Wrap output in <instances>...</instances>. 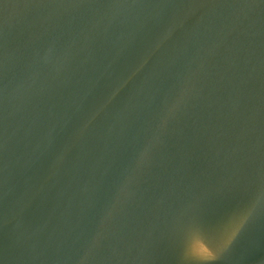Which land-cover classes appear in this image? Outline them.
Segmentation results:
<instances>
[{"label": "water", "instance_id": "1", "mask_svg": "<svg viewBox=\"0 0 264 264\" xmlns=\"http://www.w3.org/2000/svg\"><path fill=\"white\" fill-rule=\"evenodd\" d=\"M0 264H264V0H0Z\"/></svg>", "mask_w": 264, "mask_h": 264}]
</instances>
